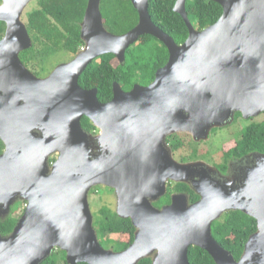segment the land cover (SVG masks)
Segmentation results:
<instances>
[{"label": "water", "instance_id": "water-1", "mask_svg": "<svg viewBox=\"0 0 264 264\" xmlns=\"http://www.w3.org/2000/svg\"><path fill=\"white\" fill-rule=\"evenodd\" d=\"M1 1L6 32L0 40V139L5 144L0 217L7 218L19 199L27 207L13 233L0 235V264H42L56 250L66 253L68 264H138L150 257L153 264H190L191 247L208 252L216 264H264V155L241 189L205 178L193 184L200 201L189 204L186 195H176L158 210L152 202L166 193L169 179L186 182L201 166L207 173L216 171L203 163L178 164L167 154L164 175L155 177V166L140 161L131 142L146 130L147 145L150 127L162 136L186 132L207 139L235 112L246 118L264 112V0H210L222 6L223 15L203 31L190 22L187 0H177L174 11L189 30L182 45L154 24L150 0H131L139 22L119 36L105 28L101 0H89L81 24L86 48L46 78L37 77L20 58L33 46L22 21L33 0ZM145 35L169 51L152 84L124 92L116 83L108 105L100 103L98 90L80 86L96 58L113 54L124 63L128 48ZM83 117L104 134L86 132ZM112 139L117 143L110 148ZM98 186L116 190L118 216L131 219L137 230L124 251L100 243L89 202ZM231 211L257 221L239 261L212 232L213 223Z\"/></svg>", "mask_w": 264, "mask_h": 264}, {"label": "trees", "instance_id": "trees-1", "mask_svg": "<svg viewBox=\"0 0 264 264\" xmlns=\"http://www.w3.org/2000/svg\"><path fill=\"white\" fill-rule=\"evenodd\" d=\"M37 1L38 7L27 13L26 24L33 46L20 54L22 62L29 68L33 65L43 66L46 61L56 58L59 53L77 54L85 46L81 37V24L89 0ZM176 2L177 0H150L149 13L156 26L170 35L178 45H182L188 39L189 30L183 18L174 11ZM100 9L105 28L114 35L128 33L139 22L138 11L131 0H101ZM186 10L190 22L198 31L216 24L223 15L222 6L210 0H187ZM5 32L6 24L0 22V39L4 37ZM168 61L167 47L153 36L145 35L128 48L124 63H120L115 55L106 54L101 57L99 64L93 63L88 66L80 77L79 83L84 89H97L98 99L105 101L113 97L114 82L121 84L127 91L131 90L135 84L148 85L155 79L157 70L164 67ZM82 126L91 134L97 130L87 117H83ZM247 143L251 151L257 147L264 151V138L257 140L254 144L253 135L249 132ZM4 150L5 144L0 139V155ZM54 161V158L51 159V162ZM177 189L181 192H189L191 202H197L200 199L183 184ZM15 212L13 210L5 219L0 217L2 237H8L13 233L20 218L14 215ZM94 227L101 245L104 247V243L116 244L117 252L126 250L135 241L137 230L131 219L120 218L117 212L109 207L104 206L99 210ZM257 230V221L241 211L225 213L212 226L214 238L238 261L244 253L249 238ZM112 236H119V240H114ZM189 262L190 264H216L212 256L199 247L190 248ZM42 264H68L66 253L56 250ZM138 264H153V258H145Z\"/></svg>", "mask_w": 264, "mask_h": 264}, {"label": "flooded vegetation", "instance_id": "flooded-vegetation-1", "mask_svg": "<svg viewBox=\"0 0 264 264\" xmlns=\"http://www.w3.org/2000/svg\"><path fill=\"white\" fill-rule=\"evenodd\" d=\"M85 48L86 46H84L79 52H81ZM79 52L77 54H70L71 58L67 61L69 62L72 61L79 54ZM102 56L96 58L91 64L93 63L99 64ZM115 57L120 63H122L117 56ZM54 69L55 67L49 73L45 74L42 78L48 77ZM33 73L37 77H39L36 72ZM156 74H155V79H156ZM155 79L153 80V82L155 81ZM153 82H151L150 84H152ZM116 83L117 82L113 83V97L105 101L99 100L101 104L108 105L113 101L114 84ZM150 84L142 85V86H149ZM134 86L132 87V89L134 88ZM121 88L124 92L132 91V89L127 91L123 89L122 86ZM85 90H91V89H85ZM109 124L116 125L115 121H110ZM145 131L146 130L137 132L136 136L132 138L133 140L131 142L136 144L138 148L137 157L139 158V160L144 162L147 159L150 165H152L153 167L155 166L156 171L153 173L155 177H159V176L161 177L164 175L165 160L167 158V154L168 157L172 155L173 159L178 164L189 165V164L203 163L210 166L216 171V173H212V172L207 173L205 170L206 168L201 166L196 168L193 177H188L189 179L186 182H177L172 179H169L166 183L167 184L166 193L158 200L152 202L153 206L158 210H162L165 207L170 206L172 204L173 197L176 195L184 194L187 196L189 204L196 203L190 201L189 192H184V191L181 192L180 190L177 189L181 184L187 186L199 197L200 195L194 189L193 184L195 182L199 183L202 181H206L205 178H207L208 181L210 180L211 182L218 184L224 183L228 185L229 183H232L228 185L231 186L230 189L232 190L241 189V187L245 183H247L248 179L246 177L249 175L248 171H250L251 169H255L257 165V160H259V158H261V156L264 155V151L258 149V147L257 149L251 151L250 150L251 147L247 145L248 144L247 134L249 132L253 135L254 144H256L257 140H262L264 138V112L260 113L255 117H248V118H246L243 115V113H241L240 111L235 112L233 117H230L225 122V125L212 129L208 138L202 140L195 139L192 134L186 132H178V133L162 136L163 133L160 132L159 128H153L151 130L150 127L149 137L151 138L148 140V143L146 145ZM104 132L105 131H103L102 129L97 128V130H95L94 133L92 134L103 135ZM224 135H225L224 137L225 139H221V137ZM155 136H157L156 139H154ZM113 141L115 140L112 139L110 141V146L108 145L110 148H112L113 146ZM214 141H217L218 145L214 146L212 143ZM125 142L127 143V139H125ZM202 145H206L207 148V149H205L204 147L201 148L202 150H206V153H204V155H202L201 153H199V151H197L198 150L197 148H199V146ZM254 147H256V145ZM198 154L201 156H199ZM51 159H53V157ZM54 162H51V164H53ZM151 171L153 170L151 169ZM100 187H102L105 190V193L106 191L107 192L110 191L113 193V196L115 197V201H116V209L113 211L117 212L118 196L116 190L107 186H98L92 189L91 194L93 193L94 189ZM200 199L198 201H200Z\"/></svg>", "mask_w": 264, "mask_h": 264}, {"label": "rangeland", "instance_id": "rangeland-1", "mask_svg": "<svg viewBox=\"0 0 264 264\" xmlns=\"http://www.w3.org/2000/svg\"><path fill=\"white\" fill-rule=\"evenodd\" d=\"M38 7V1L37 0H33L29 6L25 9L24 11V15L22 17V21L27 24V13L35 8ZM71 57L70 54L68 53H59L57 54L56 58H52L50 61H46L45 65L43 66H32V68L30 69L32 72H36L37 75L39 77H43L45 74L49 73L54 67L56 68L60 63H67ZM67 61V62H66ZM100 134L94 135V136H98ZM224 136L221 137V139H225ZM216 142V143H215ZM213 145H218L217 141L212 142ZM198 147V146H197ZM204 147L206 148V145H202L199 146V148H197L199 151V153H201L202 155H204V153H206V150H202L201 148ZM204 151V152H202ZM199 155V154H198ZM58 155H54L53 158L57 159ZM201 156V155H199ZM89 202H90V208L91 211L94 215V218L97 220L98 219V212L102 207H109L112 210L116 209V201H115V197L113 196V193L110 191H106L100 187V188H96L93 190V193L90 195L89 198ZM16 205L14 207L11 208V211L8 214H11L12 211H16L14 215H16L17 217H20L24 214L25 209L27 207V202L25 200L19 199L16 203ZM8 216V215H7ZM19 218V219H20ZM121 237V236H120ZM112 238L114 240H119V236H112ZM104 247L107 250H113L115 252L118 251L117 245L116 244H106L104 243ZM115 249V250H114Z\"/></svg>", "mask_w": 264, "mask_h": 264}]
</instances>
